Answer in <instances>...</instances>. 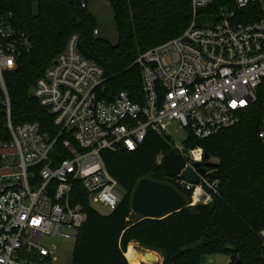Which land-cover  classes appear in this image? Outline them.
<instances>
[{
    "label": "built area",
    "instance_id": "obj_1",
    "mask_svg": "<svg viewBox=\"0 0 264 264\" xmlns=\"http://www.w3.org/2000/svg\"><path fill=\"white\" fill-rule=\"evenodd\" d=\"M190 1L192 21L184 33L137 58L142 105L124 92L100 99L104 71L79 53V37L71 35L30 91L52 117L53 133L41 132L37 122L11 124L4 74L32 43L14 28L12 14L0 9V99L10 132L0 143V264H53L54 249L44 240L74 241L85 221L83 207L73 202L76 187L91 205L117 207L122 190L101 152H135L149 132L169 140L170 122L187 132L184 141L189 135L206 141L237 125L255 106L264 148V0H222L217 15L204 18L198 12L214 0ZM171 152L185 160V168L204 163L200 147L182 143L171 145ZM165 156L157 155V164ZM182 172L169 179L172 187L190 192L189 206L208 205L218 195L210 171L197 176L196 185L182 180ZM258 237L264 248V229Z\"/></svg>",
    "mask_w": 264,
    "mask_h": 264
},
{
    "label": "trees",
    "instance_id": "obj_2",
    "mask_svg": "<svg viewBox=\"0 0 264 264\" xmlns=\"http://www.w3.org/2000/svg\"><path fill=\"white\" fill-rule=\"evenodd\" d=\"M108 1L117 34L114 45L93 34L95 19L86 6L81 8V0H0L1 11L12 14L14 28L32 43L31 51L4 74L13 126L37 122L41 132L53 133L52 117L30 91L73 34L79 37V53L104 71L100 99L110 101L124 92L132 102L144 104L137 58L184 33L192 21L191 1ZM222 4L214 0L198 15L215 17ZM259 121L255 106L237 125L206 141L189 135L183 145L202 148L216 165L208 169V177L217 182L218 195L208 205L189 206L190 192L175 187L187 199V206L162 219L131 221L130 203L141 179L173 185L156 162L157 155L171 152L170 141L149 132L135 152H101L103 165L122 195L114 210L100 214L76 187L73 202L83 207L85 221L74 240L70 264H129L125 253L130 243L159 253L161 264H200L203 256L213 255L228 256V264H264L258 237L264 229V148L257 137ZM9 139L0 99V143Z\"/></svg>",
    "mask_w": 264,
    "mask_h": 264
},
{
    "label": "water",
    "instance_id": "obj_3",
    "mask_svg": "<svg viewBox=\"0 0 264 264\" xmlns=\"http://www.w3.org/2000/svg\"><path fill=\"white\" fill-rule=\"evenodd\" d=\"M203 160V164H194L193 170L192 167L185 168V160L180 155L169 152L162 162L164 176L173 178L183 170L180 174L181 179L196 185L199 182L197 176L203 177L206 170L216 167L209 161V156L205 152ZM130 206L131 211L140 217L162 219L186 207L187 201L169 184L141 179L135 186Z\"/></svg>",
    "mask_w": 264,
    "mask_h": 264
},
{
    "label": "rangeland",
    "instance_id": "obj_4",
    "mask_svg": "<svg viewBox=\"0 0 264 264\" xmlns=\"http://www.w3.org/2000/svg\"><path fill=\"white\" fill-rule=\"evenodd\" d=\"M86 2V11L95 19V27L98 30V38L111 43H117V34L113 21V13L108 0H81ZM166 134L170 140L171 145L181 146L187 138V132L182 129L176 122H170L166 127ZM211 162V160H210ZM94 209L100 214H106L108 210L98 204H92ZM137 214H132L130 220L134 221L139 218ZM45 247H51L55 252V260L53 264H70L71 253L74 245L73 240H64L59 237L45 239L43 242ZM137 253L151 254L153 261L149 264H161L162 258L159 253L150 251L140 247L136 243H132ZM129 248V245H128ZM127 248V249H128ZM128 251V250H127ZM145 264V263H141ZM200 264H228V256L213 255L203 256Z\"/></svg>",
    "mask_w": 264,
    "mask_h": 264
},
{
    "label": "bare ground",
    "instance_id": "obj_5",
    "mask_svg": "<svg viewBox=\"0 0 264 264\" xmlns=\"http://www.w3.org/2000/svg\"><path fill=\"white\" fill-rule=\"evenodd\" d=\"M129 244V248L127 253H125V258L127 259L129 264H149L153 261V257L151 254H142L137 253L134 249V246Z\"/></svg>",
    "mask_w": 264,
    "mask_h": 264
}]
</instances>
